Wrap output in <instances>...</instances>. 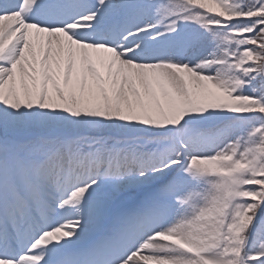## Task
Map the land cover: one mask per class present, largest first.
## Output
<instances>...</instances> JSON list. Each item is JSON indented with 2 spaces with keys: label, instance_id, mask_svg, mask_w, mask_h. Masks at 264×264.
<instances>
[{
  "label": "snow or ice",
  "instance_id": "1",
  "mask_svg": "<svg viewBox=\"0 0 264 264\" xmlns=\"http://www.w3.org/2000/svg\"><path fill=\"white\" fill-rule=\"evenodd\" d=\"M0 264H264V0H0Z\"/></svg>",
  "mask_w": 264,
  "mask_h": 264
}]
</instances>
